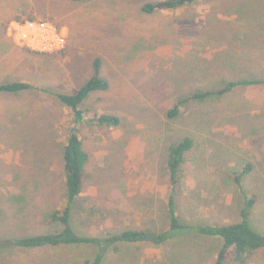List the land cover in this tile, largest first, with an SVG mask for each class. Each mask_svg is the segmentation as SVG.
Returning <instances> with one entry per match:
<instances>
[{
  "label": "rangeland",
  "instance_id": "1",
  "mask_svg": "<svg viewBox=\"0 0 264 264\" xmlns=\"http://www.w3.org/2000/svg\"><path fill=\"white\" fill-rule=\"evenodd\" d=\"M162 1L0 0V84L30 85L0 94V264H84L81 252L21 250L14 241L64 229L48 218L68 201L63 153L73 116L55 94H76L98 58L109 89L91 93L82 108L115 114L120 124L81 125L90 159L72 213L78 234L169 231V148L194 140L175 203L188 229L171 232L159 247L117 244L105 264H217L224 241L194 228L242 222L246 197L256 199L250 226L264 235V0H200L172 19L144 12ZM197 5L212 7L204 22L194 19ZM32 18L66 28V50L42 55L16 46L10 23ZM226 73L234 76L221 77ZM229 82L253 83L186 101ZM177 104L179 115L171 117ZM248 164L238 186L233 174ZM232 256L224 264H264V251L244 263Z\"/></svg>",
  "mask_w": 264,
  "mask_h": 264
},
{
  "label": "trees",
  "instance_id": "2",
  "mask_svg": "<svg viewBox=\"0 0 264 264\" xmlns=\"http://www.w3.org/2000/svg\"><path fill=\"white\" fill-rule=\"evenodd\" d=\"M81 2L82 0H70ZM199 0H165L156 4L148 3L143 7L144 12L154 13L162 10H176L183 6L196 3ZM26 20V19H20ZM31 20H34L33 18ZM102 60L98 58L95 61L94 75L76 94H55V96L65 105L73 116L72 127L68 132L64 146L63 162L65 173V186L67 191V205L63 211L55 210L48 218L49 224H62L64 229L61 232L36 235L29 237L15 238V249H68L70 251L81 252L78 257L84 264H105L107 253L117 244H149L152 247H159L167 242L171 232L188 229L180 222L175 207L180 184V169L185 162L186 154L194 148V140L186 137L178 144L169 148V188L167 193V205L171 216V229L163 233H155L151 230H123L118 234L108 233L103 237H92L81 235L76 232L72 223V213L74 204L80 198L83 188V179L85 169L89 162V153L85 150L84 144L79 136L81 125L86 123H95L101 126L118 127L120 119L115 114H97L86 111L82 108L85 100L91 93L106 91L109 89V83L101 76ZM253 82H229L226 86L217 91H206L203 93L192 94L186 101H200L214 95L228 94L237 85ZM30 88V85L24 83L0 84V94H16ZM179 106L177 104L170 111V116L179 115ZM251 165L248 164L241 174H233L234 182L240 186L242 178L249 174ZM245 208L242 211V222L228 223L223 225L198 226L194 230L200 235L219 237L224 241V246L218 258L217 264H224L229 252L233 251V261L244 263L257 251H264V235L258 233L249 223L251 211L256 204L255 198H248ZM98 246L100 252L92 256H87L83 250L87 247Z\"/></svg>",
  "mask_w": 264,
  "mask_h": 264
},
{
  "label": "built area",
  "instance_id": "3",
  "mask_svg": "<svg viewBox=\"0 0 264 264\" xmlns=\"http://www.w3.org/2000/svg\"><path fill=\"white\" fill-rule=\"evenodd\" d=\"M8 33L16 46L36 54H56L67 48V34L52 21L14 20Z\"/></svg>",
  "mask_w": 264,
  "mask_h": 264
},
{
  "label": "crops",
  "instance_id": "4",
  "mask_svg": "<svg viewBox=\"0 0 264 264\" xmlns=\"http://www.w3.org/2000/svg\"><path fill=\"white\" fill-rule=\"evenodd\" d=\"M200 1V0H199ZM199 1H197V3L199 2ZM193 4H195V3H193ZM206 4V3H205ZM189 7H190V4L189 5H186V6H183V7H181V8H177L176 10H162V11H158V12H162V14H163V16H166L165 18H168V19H172V18H175V16H177V15H179L181 12H183V10L185 11V10H188L189 9ZM211 9H212V7L210 6V5H205V6H202V5H197L196 6V11L198 12V13H200L199 15H197V16H195L194 17V19L196 20V17H198L197 18V22H204V21H202L201 20V18L203 17H206V15L208 14V13H210L211 12ZM20 8H18L17 9V16H22V14L20 13ZM16 16V15H15ZM156 19H158V18H156ZM62 29H64V31L66 30V28H62ZM67 32V31H66ZM68 34V33H67ZM68 36V35H67ZM8 37H10L9 36V33H8ZM11 39V38H10ZM13 42V41H12ZM198 45H204V42L202 43V44H198ZM65 51V50H64ZM232 76H234V75H232V74H230V73H226V74H222L221 75V77H232ZM250 75L249 74H247V75H242V76H240V77H249ZM199 77H209V74H204L203 76H199Z\"/></svg>",
  "mask_w": 264,
  "mask_h": 264
}]
</instances>
